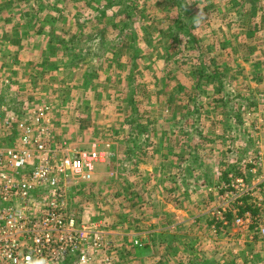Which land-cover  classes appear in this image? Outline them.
Segmentation results:
<instances>
[{
	"label": "rangeland",
	"instance_id": "1",
	"mask_svg": "<svg viewBox=\"0 0 264 264\" xmlns=\"http://www.w3.org/2000/svg\"><path fill=\"white\" fill-rule=\"evenodd\" d=\"M180 1L0 0L1 118L25 120L49 105L52 144L88 150L95 143L102 153L91 177L71 187L82 224L132 229L136 202H149L137 200L134 186L137 151L161 138L151 129L194 187L242 173L245 158L253 167L264 161V0H184L193 14ZM17 120L6 136L0 131V144L19 142ZM255 218L264 221V213ZM217 231L243 239L237 228ZM113 241L104 251L113 264H132L131 242L127 249ZM241 250V264H249Z\"/></svg>",
	"mask_w": 264,
	"mask_h": 264
},
{
	"label": "built area",
	"instance_id": "2",
	"mask_svg": "<svg viewBox=\"0 0 264 264\" xmlns=\"http://www.w3.org/2000/svg\"><path fill=\"white\" fill-rule=\"evenodd\" d=\"M28 114L30 118L17 120L12 114L1 118L0 112V131L9 132L16 119L21 134L15 146L0 144V264H95L110 247L95 226L80 222L69 195L78 177H91L102 153L95 143L88 150H77L67 141L52 144L47 122L53 118L51 106L41 105ZM240 162L243 174L248 165H255L252 157ZM242 173L228 172L223 189L249 195ZM257 190L264 194V184ZM258 198L253 207L261 212L263 201ZM242 206L240 202L232 208L231 218L224 210L218 230L243 232L253 226L252 234L264 237V221L250 209L241 211ZM111 260L109 256L105 263Z\"/></svg>",
	"mask_w": 264,
	"mask_h": 264
},
{
	"label": "crops",
	"instance_id": "3",
	"mask_svg": "<svg viewBox=\"0 0 264 264\" xmlns=\"http://www.w3.org/2000/svg\"><path fill=\"white\" fill-rule=\"evenodd\" d=\"M108 106L112 105L109 103ZM156 130H150V137H161L159 142L155 143L157 145L148 144L146 152L140 148L138 151H141H137L139 159L136 161L138 178L134 192L137 200L141 201L144 195H148L149 202L147 204L136 202V219L132 229L114 231L110 228H97L98 236L104 239L107 246L110 244L109 240H114V246L129 249L125 244L130 241L131 248L136 251L132 264H241L244 262L241 247L243 255L249 254L246 256V260H250L249 264H264V251H260L262 254L259 260L255 259L257 250L264 249V237L253 235V226L239 232L243 236L242 240L219 234L216 230L221 224L220 214L224 210L231 211L237 203L246 204L249 202L248 199L253 203L255 197H261L264 208V194L256 189L259 183L264 184V161L262 160L259 166L248 165L245 169L249 195L244 192L235 194L225 191L222 188L227 182L225 175L210 179L204 177L202 183L194 187L182 178L185 171L189 170L184 168L183 163L180 171L171 167L172 159L167 155L171 148L165 144L162 135ZM6 135L7 133L4 134ZM116 148L113 141L111 154ZM141 155L147 156L146 159H141ZM225 157L226 155L224 160ZM231 161L233 164L230 162L228 165L234 167L235 162L232 159ZM200 177L202 175L195 177L197 182L200 181L197 179ZM252 194L253 197L250 198ZM255 212L258 213V210ZM261 212L264 213V209ZM227 215L231 218L230 212ZM107 257L109 256L106 253L100 254L95 264H106ZM124 259L122 258L119 263H129ZM108 264H113V260Z\"/></svg>",
	"mask_w": 264,
	"mask_h": 264
},
{
	"label": "trees",
	"instance_id": "4",
	"mask_svg": "<svg viewBox=\"0 0 264 264\" xmlns=\"http://www.w3.org/2000/svg\"><path fill=\"white\" fill-rule=\"evenodd\" d=\"M179 4L181 5V6H180V7H181V10L184 9L185 11H188V12L191 11V13L193 14L194 9H193L192 7L189 8L188 4L186 5L184 0H181V1L179 2ZM183 6H184V7H183ZM191 40H192V39H191ZM197 158H198V157H197ZM227 175H228V173H226L225 176H224V178H225L226 181H228V176H227ZM245 209H246V208H241V211H243V210H245ZM255 210H257V209H254L253 212H254V213H257V212H255ZM227 217L230 218L229 215H227Z\"/></svg>",
	"mask_w": 264,
	"mask_h": 264
}]
</instances>
